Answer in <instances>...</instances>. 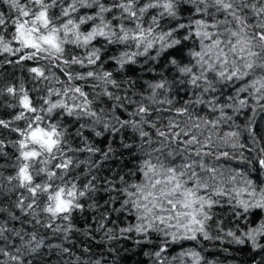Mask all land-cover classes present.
I'll return each instance as SVG.
<instances>
[{
    "label": "snow or ice",
    "instance_id": "snow-or-ice-1",
    "mask_svg": "<svg viewBox=\"0 0 264 264\" xmlns=\"http://www.w3.org/2000/svg\"><path fill=\"white\" fill-rule=\"evenodd\" d=\"M0 8V56L31 61L34 82L0 84L15 110L0 119V137L14 135L0 138V156L14 149L12 171L0 172L9 201L0 203V264H33L45 247L75 256L46 245L40 229L65 241L82 231L89 240L100 233L97 243L155 245L145 253L152 264H170L169 249L185 242L192 246L172 257L179 264H209L205 241L264 249V220L249 219L264 212V182L252 179L264 173V145L251 120L241 129L235 119L264 111V0H0ZM162 56L171 79L123 75ZM124 152L135 165L127 174H97ZM87 210L95 215L81 230L75 217Z\"/></svg>",
    "mask_w": 264,
    "mask_h": 264
},
{
    "label": "trees",
    "instance_id": "trees-1",
    "mask_svg": "<svg viewBox=\"0 0 264 264\" xmlns=\"http://www.w3.org/2000/svg\"><path fill=\"white\" fill-rule=\"evenodd\" d=\"M0 10L6 11V8H0ZM7 59L14 60L15 58L8 57ZM186 59L187 56H185V60ZM5 61L6 58L0 56V84L23 83L26 88L33 87L34 82L31 80V74L27 70L32 64L31 61H27L24 64L7 63ZM105 67L112 70L110 64H106ZM123 75L134 80L138 79L139 82L143 84L147 81L158 79L161 75H165L171 79L174 72L164 56H162L159 61H148L147 64L144 63V58L142 57L140 58V63L131 66V70ZM41 87H43V85H41ZM173 91L175 92V89ZM226 91H230V89H227ZM31 95L36 96L38 93L33 91ZM185 95L186 93L184 91H180L177 99L182 101ZM6 104L7 98L0 96V119H10L15 111L14 109L8 108ZM201 114H203V112ZM235 119L237 123L241 125V129H244L248 124V121L251 120V128L255 134V139L264 145V111L258 109L253 116L250 110H245L242 115ZM75 126V123L70 125V127ZM85 134L90 138L95 139L100 147L104 146L103 141L100 138L94 137V133L87 131ZM126 135L130 136L131 134L129 133ZM0 138H4L11 142L14 139V135L6 134L4 137ZM242 139L249 144L252 143L247 131L242 132ZM6 150L9 155L6 157L0 156V172H2L4 176H7L12 171L10 165L14 163V149L9 145ZM119 151L124 150L118 149V152ZM131 161L132 157L128 155L127 152H124L123 156L117 154L114 158L108 161H103L97 174L101 178L112 177L117 173L127 174L129 168L135 167ZM125 165H127V167H125ZM252 179L258 184L264 182V173L257 174L253 172ZM105 196L106 194L104 193L98 194V197L101 198V203L103 202L102 198ZM0 203H2L4 207H7L9 201L0 198ZM218 211L227 223L230 218L228 210L219 209ZM94 215L95 213L91 210H87L83 214H77L75 217V223L81 230H84ZM4 219H6V216L0 218V222H3ZM249 219L253 222V225H255L261 220H264V212L256 210ZM12 223H14L15 227L18 229L21 227L20 222ZM24 227L31 230L29 225H24ZM39 234L46 235V245L52 244L69 247L75 253V256L69 257L68 255L61 253L59 248L45 247L35 256L33 264H69V261L75 260L76 256L81 258V264L96 259H99L101 264H152L151 259L148 255H145V253L154 249L155 245L141 247L135 245L130 240L97 243V241L100 240V233L95 234L96 240H89L88 237L83 235L82 231L73 233L70 241H65L59 236H53L51 233H45L44 229H40ZM85 246L91 249L89 253L83 252ZM191 246L192 242H185L183 245H173L168 253L170 264H179L178 261H173L172 257L178 256L182 248L188 249ZM109 248H114V251H109ZM201 251L209 264H264V249L254 250L250 244L237 245L228 242L221 243L219 241H205Z\"/></svg>",
    "mask_w": 264,
    "mask_h": 264
}]
</instances>
